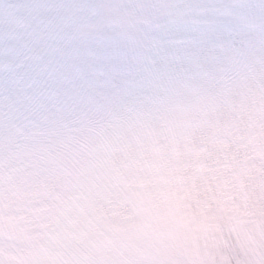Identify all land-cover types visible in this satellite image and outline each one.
<instances>
[{
	"label": "clouds",
	"instance_id": "1",
	"mask_svg": "<svg viewBox=\"0 0 264 264\" xmlns=\"http://www.w3.org/2000/svg\"><path fill=\"white\" fill-rule=\"evenodd\" d=\"M0 264H264V0H0Z\"/></svg>",
	"mask_w": 264,
	"mask_h": 264
}]
</instances>
